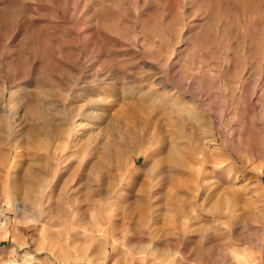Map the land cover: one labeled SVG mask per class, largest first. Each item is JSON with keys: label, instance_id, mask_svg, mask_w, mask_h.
<instances>
[{"label": "rangeland", "instance_id": "obj_1", "mask_svg": "<svg viewBox=\"0 0 264 264\" xmlns=\"http://www.w3.org/2000/svg\"><path fill=\"white\" fill-rule=\"evenodd\" d=\"M0 264H264V0H0Z\"/></svg>", "mask_w": 264, "mask_h": 264}]
</instances>
